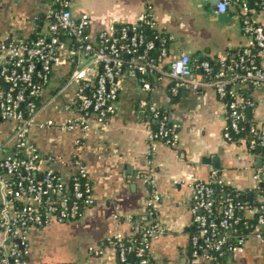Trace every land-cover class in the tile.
Segmentation results:
<instances>
[{
    "label": "crops",
    "instance_id": "1",
    "mask_svg": "<svg viewBox=\"0 0 264 264\" xmlns=\"http://www.w3.org/2000/svg\"><path fill=\"white\" fill-rule=\"evenodd\" d=\"M148 4L154 28L173 35L161 63L163 69H169L170 61L183 52L191 56L193 63L203 56L226 59L251 42V34L242 28L241 9L232 5L219 12L212 0H115L109 13L101 12L100 8L89 9L82 0H74L71 9L76 16L88 15L91 30L96 32L140 21ZM48 7L45 0H0V37L27 39L36 31H46L44 12ZM254 17L264 23V12H256ZM61 82L55 72L43 98H48ZM172 82L168 74H163L149 92H144L137 77L128 78L120 91L117 110L107 125L92 115L87 128L70 131L56 125L32 128L29 139L45 157L44 167L53 168L65 180L75 171V157L83 158L94 182L95 200L74 219L31 226L26 244L22 245L26 249L24 264H120L107 236L128 228L123 218L144 211L149 195L144 176L151 170L158 175L157 187L162 194L158 219L167 231L152 241L148 264H264V242L255 235H250L232 257L228 254L223 259L192 258L194 182H211L216 171L222 181L251 190L259 181L256 175L261 172L258 162L261 155L250 149L245 137L234 140L224 137L228 109L212 85L193 89L187 84L172 95L169 90ZM234 87L249 89L254 104L251 113L244 110L245 118L263 126L264 86L245 81ZM142 96L157 100L168 116L180 123L176 146L150 139V113L142 111L138 104ZM67 99V94L61 95L41 111L39 120L52 118L56 124L65 122ZM11 129L12 124H1L0 158L13 151L10 144L3 145ZM5 179L6 173L0 167V214ZM117 213L120 219L115 216ZM92 248L102 252L96 253Z\"/></svg>",
    "mask_w": 264,
    "mask_h": 264
},
{
    "label": "built area",
    "instance_id": "2",
    "mask_svg": "<svg viewBox=\"0 0 264 264\" xmlns=\"http://www.w3.org/2000/svg\"><path fill=\"white\" fill-rule=\"evenodd\" d=\"M45 1L49 5L44 12V19L48 22L46 31L27 39L0 37V131L2 123L12 124L3 145L10 144L13 148L0 158V167L6 173L5 198L0 214V264L26 262L23 246L31 226L44 225L51 220L65 222L74 219L95 200L93 179L80 156L75 157L70 186L67 185L68 180L53 168L44 167L45 157L29 139L34 126L56 125L68 131L87 128L92 115L107 125L110 116L117 110L125 80L141 75V87L144 92H149L152 84L145 75L159 72L160 77L168 74L172 78L169 88L172 95H177L180 88L187 84L193 89L200 85H212L228 109L223 135L233 140V133L242 129L244 108L254 103L250 97L243 98L234 85L252 79L264 86V65H259L254 59L249 61V67L243 73L235 72L234 65L222 66L214 72L213 78H207L213 73L211 62L201 59L193 63L191 56L183 52L170 61L169 69H163L161 63L168 54L172 34L161 32L148 38L137 22L93 32L88 15H74L71 9L74 0ZM232 2L218 0L216 8L219 12L226 11ZM240 9L242 28L251 34L252 39L243 49L236 66L246 61L251 45L264 50V23L254 17L247 1L241 3ZM141 20L154 28L150 4ZM158 43L160 50L157 56H150L149 51ZM55 72H58L62 82L48 98H43ZM193 73L196 75L191 77ZM64 94L68 95L64 103L68 111L65 122L56 124L52 118L39 120L41 111ZM138 104L142 111L148 108L158 123L156 130L149 125L150 139L176 146L180 123L168 115L162 117L161 105L155 99L142 96ZM251 133L250 147L256 144L264 146V124L252 125ZM152 150L153 146L149 149L150 154ZM261 172L256 175L258 180L264 179V172ZM144 178L149 191L144 211L137 219L133 215L126 216L122 221L128 223V228L107 236V241L116 249L120 264H148L147 252L152 241L167 231L158 219V204L162 199L157 187L158 175L151 170ZM214 179L223 182L216 171ZM216 196L217 190L210 182H194V230L191 234V256L194 260L218 259L226 252L241 249L247 240L241 237L239 242L225 247V232L239 221V216L237 205L230 201L223 206L218 218L215 214ZM115 216L121 217L118 213ZM133 232L141 236L137 246ZM253 235L264 242L263 213L258 218ZM92 251L102 252L99 248H92ZM131 252H134L132 258Z\"/></svg>",
    "mask_w": 264,
    "mask_h": 264
},
{
    "label": "trees",
    "instance_id": "3",
    "mask_svg": "<svg viewBox=\"0 0 264 264\" xmlns=\"http://www.w3.org/2000/svg\"><path fill=\"white\" fill-rule=\"evenodd\" d=\"M243 1H247L250 4V7L252 9L253 14L254 13H263L264 12V0H233L232 5H235L237 9H240L241 3ZM125 24V23H124ZM138 26L143 30L146 37L151 38L154 37L156 34H161V31L156 30L155 28H152L148 25H146L142 20L137 22ZM121 26V24H120ZM42 33V31H36L34 36H37L38 34ZM246 47V46H245ZM245 47H242L233 57H229L226 59H222L219 57H208L203 56L201 59H208L213 67V73H211L207 78H213L214 72L218 71L222 66L229 67L230 65H234V71L243 73L246 71V69L249 67V61L251 59H254L259 65H263L264 61V50H262L257 45H251V53L250 55H247L246 61L243 62V65H237V61L240 59V55L243 52V49ZM160 50V43L156 45V47L149 51V55L156 57L158 52ZM264 67V66H263ZM160 73L154 72L149 75H145L148 80H150L152 86L154 83H157L160 80ZM138 79L141 78V75L137 77ZM247 83H250L251 85L256 83L255 80L248 79L246 81ZM238 92L241 94V96L245 99L251 98V96L248 94L249 89L245 88H237ZM149 99H153L151 97H148ZM254 104V103H253ZM252 104V105H253ZM251 105V106H252ZM245 110V108H244ZM146 113L149 112L148 108L145 110ZM161 116L168 115V111L161 106ZM150 113V112H149ZM149 125L152 127L153 130H156L158 127V123L156 120H154L149 114ZM254 125L252 123L251 119L245 118L242 121V129L239 132L233 133V140L238 139L239 137H245L247 139V142L250 146V142L252 139V133H251V127ZM163 141V140H162ZM250 149L258 153L262 156L263 162L260 167V171L264 172V146L260 144H256L253 147H250ZM57 172V171H56ZM58 173V172H57ZM215 189L217 190V196L215 200V214L218 218H220L223 206L232 201L237 205V215L239 216V221L235 224H233L227 231L225 232L226 240H225V247H227L230 244H234L239 242V239L241 237L248 238L250 235H253L256 231V227L258 224V218L263 213L264 214V194L262 193L264 191V179H259L258 184L250 189H240L229 182H220L218 179H214L210 182ZM71 180L67 181V185L70 186ZM253 192L252 199H248V192ZM70 191L67 190V193ZM71 193V192H70ZM263 194V195H262ZM56 198V196H55ZM244 205V207L240 208L241 205ZM139 215H133L134 219L139 218ZM124 220V218H123ZM222 229V228H221ZM193 230H194V223H193ZM134 240L136 241L134 244L135 246L140 244L141 236L137 232H133ZM135 249V247H134ZM191 251V249H190ZM134 252H131V258L133 257ZM229 252H226L224 256L219 257L218 259H223L227 257ZM147 256L149 257V262L151 261L149 252H147Z\"/></svg>",
    "mask_w": 264,
    "mask_h": 264
},
{
    "label": "rangeland",
    "instance_id": "4",
    "mask_svg": "<svg viewBox=\"0 0 264 264\" xmlns=\"http://www.w3.org/2000/svg\"><path fill=\"white\" fill-rule=\"evenodd\" d=\"M87 8H100L101 12L109 13L110 9L113 8L115 0H82Z\"/></svg>",
    "mask_w": 264,
    "mask_h": 264
},
{
    "label": "water",
    "instance_id": "5",
    "mask_svg": "<svg viewBox=\"0 0 264 264\" xmlns=\"http://www.w3.org/2000/svg\"><path fill=\"white\" fill-rule=\"evenodd\" d=\"M217 1H218V0H212V2L215 3V4L217 3ZM42 24H43V22L41 21V22H40V27L42 26ZM246 111H247L248 114L251 113V112H252V107H251V106H248V107L246 108ZM213 159H216V158L213 157ZM258 162H259V165L261 166V165H262V162H263V158H262V156L258 158ZM215 165H216V164H215ZM215 167L218 168L219 166H215ZM260 174H262V172H260ZM252 197H253V192H252V191H249V192H248V196H247V198H248V199H252ZM18 241H19V243H20L21 246H22L21 240L19 239ZM233 254H234V252H230V253H229V256L232 257Z\"/></svg>",
    "mask_w": 264,
    "mask_h": 264
}]
</instances>
